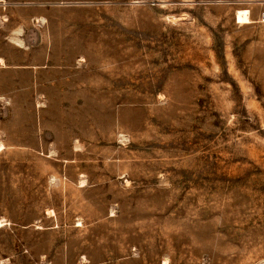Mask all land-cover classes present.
Masks as SVG:
<instances>
[{"label":"rangeland","instance_id":"374dc122","mask_svg":"<svg viewBox=\"0 0 264 264\" xmlns=\"http://www.w3.org/2000/svg\"><path fill=\"white\" fill-rule=\"evenodd\" d=\"M65 2L64 157L0 144V264H264V0Z\"/></svg>","mask_w":264,"mask_h":264},{"label":"crops","instance_id":"0c3cea01","mask_svg":"<svg viewBox=\"0 0 264 264\" xmlns=\"http://www.w3.org/2000/svg\"><path fill=\"white\" fill-rule=\"evenodd\" d=\"M74 8L65 0H0L2 152L64 157L55 137L60 133L55 126L64 124L54 111L61 102L68 106L67 95L77 91L84 73L69 49L77 23L67 14Z\"/></svg>","mask_w":264,"mask_h":264},{"label":"bare ground","instance_id":"6f19581e","mask_svg":"<svg viewBox=\"0 0 264 264\" xmlns=\"http://www.w3.org/2000/svg\"><path fill=\"white\" fill-rule=\"evenodd\" d=\"M237 20L239 23H248L251 21L248 10H242L238 13Z\"/></svg>","mask_w":264,"mask_h":264}]
</instances>
